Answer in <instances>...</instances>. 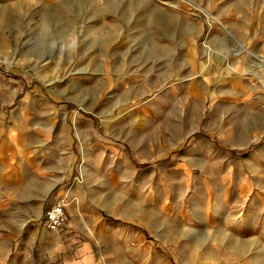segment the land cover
I'll return each instance as SVG.
<instances>
[{"label":"rangeland","instance_id":"1","mask_svg":"<svg viewBox=\"0 0 264 264\" xmlns=\"http://www.w3.org/2000/svg\"><path fill=\"white\" fill-rule=\"evenodd\" d=\"M0 264H264V0H0Z\"/></svg>","mask_w":264,"mask_h":264},{"label":"built area","instance_id":"2","mask_svg":"<svg viewBox=\"0 0 264 264\" xmlns=\"http://www.w3.org/2000/svg\"><path fill=\"white\" fill-rule=\"evenodd\" d=\"M45 226L51 231L55 232L62 227L66 221V214L63 204H54L49 207L44 215Z\"/></svg>","mask_w":264,"mask_h":264},{"label":"crops","instance_id":"3","mask_svg":"<svg viewBox=\"0 0 264 264\" xmlns=\"http://www.w3.org/2000/svg\"><path fill=\"white\" fill-rule=\"evenodd\" d=\"M31 184L27 186L23 193V198L32 199L34 197V179H31ZM58 231L47 233L42 240V249L45 251V254L50 255L54 253V245L60 243Z\"/></svg>","mask_w":264,"mask_h":264},{"label":"bare ground","instance_id":"4","mask_svg":"<svg viewBox=\"0 0 264 264\" xmlns=\"http://www.w3.org/2000/svg\"><path fill=\"white\" fill-rule=\"evenodd\" d=\"M221 209H222V208H221V207H219V208H218V211H219V210H221Z\"/></svg>","mask_w":264,"mask_h":264}]
</instances>
